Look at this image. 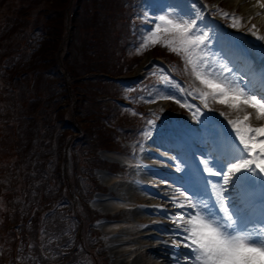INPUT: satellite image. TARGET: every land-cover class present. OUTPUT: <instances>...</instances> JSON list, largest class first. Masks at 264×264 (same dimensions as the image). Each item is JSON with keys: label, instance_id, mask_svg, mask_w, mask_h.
Listing matches in <instances>:
<instances>
[{"label": "rangeland", "instance_id": "374dc122", "mask_svg": "<svg viewBox=\"0 0 264 264\" xmlns=\"http://www.w3.org/2000/svg\"><path fill=\"white\" fill-rule=\"evenodd\" d=\"M69 1L70 0H43L42 2H40L38 0H33L35 4H38V6L34 7V12L30 13L32 15L30 17L29 10L31 5H23L22 0H0V4L4 3L3 9L5 4L7 2L9 3L8 8H6L5 10L0 8V15L1 14L5 15L4 17L5 21L4 23H2L5 29L3 31V34L0 36V38L2 39L3 37L8 36V34H10L13 31H20V26L24 24L25 21L24 19L26 18H31L30 24H33V22L36 23L40 20V24H41L40 26L42 27L45 35L46 33L58 32L59 28L61 29L60 22L62 20L65 22L66 31L68 32V35H70L71 38L79 37L82 33L84 34L85 32H91V33H87L88 36L85 37V42L93 43L90 36L92 32L95 34L96 40L98 41L96 47H94V45L85 44V42L82 44H78L79 48L81 49V53L79 52L78 54V58L80 59L79 61L81 63L86 61L85 54H87L90 57L96 56L92 58L93 60L89 61L87 65H92V64L99 65L101 63L103 64L104 62H107L109 65H112L113 67L120 66V68L121 67L129 68L136 65L135 62L139 60V57L141 56L138 57V55H135L129 49L127 50L126 48L127 46L122 45V43H118L116 39V36L120 34V32L123 30L121 22L116 19L113 20L114 22L113 25L116 26V30L114 29L116 31L115 35H110V31L106 32L104 25H101V27L97 26L99 24L97 23L98 16L96 15V11L97 8H101V7L103 8V5L101 4V0H75L72 4L68 6V8L65 11L61 12V10L64 8V5H66V3L68 4ZM249 1L252 2V0H243L239 4H235L236 2H233V0H208L209 6L215 7L216 10L225 9L227 12L235 13L238 17H241L240 25L237 27H232L231 26L232 21L230 19H227L222 15L220 16L217 15L218 18L221 17L224 19V22L228 26L225 29L220 28L216 20L210 21V19L207 17L203 9V5L200 3L199 0L190 2V5L183 4L182 3L183 0H161L160 2H158V0H151L149 2H146L145 6L148 7L147 9L150 12L152 13L154 12L155 16L165 14L168 12H173V13H179L185 19H190L194 16L195 13H199L200 18L196 20V23L198 28L201 30V33L206 35V39H205L206 47L204 46L202 47H204V50L207 53L210 69L215 73L222 74L223 76L233 80V76L229 74L230 73L229 71L232 69L231 66L232 63L229 58L225 57L224 53H221L222 52L221 49L223 48V42L225 43L227 42L231 46L236 47L238 51L245 49L251 52V55L249 56L251 58V64L252 65L255 64L256 68H260L262 70L264 68V51H263L264 48H262L263 50L254 49L250 44H248V37H244L240 34H234L232 32L237 30L231 29V28H238L241 31L247 33L248 35L249 34L252 35L253 36L252 39L261 42L262 45L264 46V40L257 39V36L253 35L252 32L249 31V29H251V26L255 24L259 30L258 34L264 35V20L260 22L258 20L261 14H259L258 12L254 14L245 12L244 14L243 12L242 5H244V3L246 4ZM104 2H105V6L108 7L107 1L105 0ZM108 2L110 3V5H112L111 8L114 7L113 5H115V3L113 4L110 0H108ZM117 2L119 3V5L121 4V0H117ZM13 5H14L13 10H10V7ZM193 5H195V7H193ZM143 11L146 12L145 10ZM5 13H8V15H6ZM61 15H62V19H61ZM66 20L68 21V28H67ZM116 24H119L121 27L119 28V26ZM47 26H50L51 28L46 29ZM32 36L34 37V39H36V41L40 42L38 39V34H32ZM28 43L29 40L25 36L22 37L20 35L16 37L14 45L17 47L21 45L20 54L23 55V54H27L24 48L29 49ZM1 44H3V42L0 40V46ZM9 46L10 48L7 49L6 52L4 53L6 55H8L13 50L12 44H10ZM67 48L68 46L66 45L65 50H67ZM156 53L161 54L160 51H156ZM148 58L150 57H147V59ZM19 59H14L13 63L14 62L18 63ZM107 63H104V66H107ZM34 67H35V63L33 64V68ZM235 68L237 69V67ZM6 69L7 68H5V70ZM11 70L12 72L15 71L17 72L18 66H15ZM131 71L132 70H129L128 73H130ZM57 72L58 71L56 70L53 73H57ZM146 74L147 73H145L144 70L141 75L145 77ZM236 74L240 76L238 72H236ZM34 77H36L35 79L36 82L33 87L34 90L32 92V98L30 99H29L30 95L28 94L25 87L19 86L20 89L18 91L16 81H14V83H11L14 91H16L15 88H17V95L15 96L17 100L21 102L24 100L25 97H27V99H25L24 102L23 111L18 110L22 114V116H19L18 118H21L24 121H27L28 123H32L31 121L34 120L36 121V117H37L38 118L37 120L39 122L38 125H40L43 122L48 123L52 120L62 118L65 122H68L70 124H75V126H77L79 129H82L85 133H87L86 136H90V134L96 131L98 134L93 136L94 140L97 141L96 144L99 146V148L105 147V149L100 150L98 153L99 154L98 158L102 160V162L99 165H97V166H104L105 168H101L97 170L94 169L95 173L93 175H90L91 177H88V179L92 182V184H98L101 188L107 187V192L96 193L92 201H90V204L84 198L78 200L80 204H79V208H77L78 210L77 213L80 216V220H82L83 225L79 221L76 226L77 228L74 225L72 226L73 228L70 233L63 234V237L65 239L66 237H69L70 240L68 241L69 243L61 247V249L66 251H71V250L72 251L71 253L69 252L70 253L69 256L67 254L66 256L61 254L62 258L59 259L58 262L62 261L61 263L63 262L69 263L73 258V255H75L76 253H78L77 257H79V260H82L83 255L81 253L83 252L84 247L87 248L86 247L87 244L88 247H91L90 252L88 253L87 256L88 260L90 261V264H127L125 263L127 257L128 258L132 257V259L136 257L135 259L137 264H141V263L149 264V262L153 263L154 260L150 259L151 258L150 253L149 254L144 253L142 255L138 254L142 252L141 248H139L132 254L129 252L125 256L124 255L119 256V254L116 253V251L119 248H116L115 246L113 248V245L115 244L112 240L113 233L116 232V230L112 231L111 229H107L106 227L109 225V223L118 222L117 225L123 227L126 224L131 225L133 223H148L150 222V219L143 214L141 217H139L140 219H138V217L133 216V211L131 207L129 208V207L120 206L118 208H115L108 206L106 204L107 201L103 200L105 196L104 194H111L112 196L118 197L122 200L123 199L132 200L134 206L150 205V202H147L145 200V196H143V193H141L144 192L145 193L144 195H148L149 192L143 191L142 188H140L142 191L136 190L135 188L137 187V185L134 183L141 181L138 177L141 175L143 171L148 170L145 166H143L145 162L140 158V156L142 157V153L145 152L143 149L147 146L149 148H153L154 147L153 145H155L154 141L162 137L165 131L170 130L169 127L178 126L182 124L188 125L190 129L193 128L196 131L200 130L201 137L205 139L209 134V132H207L208 131L207 127L209 125L219 126L221 129L225 130L224 128L226 126H231L228 123V121L232 120L233 118L230 119V117L232 116L236 117V115L233 114H237V113L235 111L233 112V110L229 109L225 105L216 103L211 99H209L208 101V107L205 108L199 99H194L193 96L187 95L188 91H192L193 88H199L198 85L200 84L199 81L196 80L192 75L191 67L188 66L186 70V66L184 63L181 76L175 80L173 78H168V79L174 81L175 83H178L181 87H184L187 90L183 95L177 93L176 98L180 99L181 103L187 100L189 104H193L195 107H198L200 111L198 113H195V107L192 110H189L187 107H181L180 104L175 103L173 100L159 99L157 100L156 103H148V105L145 107L147 109V116L151 114H156L160 111H165L166 109H168L170 105H173L175 112L176 113L181 112L182 117L178 120L174 118H168L161 123H158L154 119L149 118V120L144 125L142 138L139 140H135L132 142L128 141L127 143H125L127 153L129 155L128 156L125 155L126 158H124V155L121 154L119 155L115 151H107L106 148L110 147V145L109 144L107 145L105 141L103 142V139L110 138V140H112L114 135L118 136L119 130L117 129L116 126L121 124L126 125L128 123H131L132 119L124 114H120L118 110L116 109L114 110L112 101L108 99V94H110V90L108 89V86L110 87V84L112 83H109V80L106 81L104 75H89L90 81H83L78 83H74V80H72L71 78H66L65 83H61L63 85L59 84L58 77H52V76L49 77L48 83H43L41 74H35L33 75V78ZM21 80L25 83L27 82V79L20 78L18 80V85L21 82ZM233 81L236 82L235 80ZM87 86H89L88 87L89 93H86L85 91ZM167 87L168 85L165 83V76H160L159 80L152 84L150 91H148L147 94L143 96V99L146 98L147 100L152 97L165 94L164 89H166ZM90 88H93V90L91 91ZM44 90L48 91V94H45ZM80 90L82 93L77 95L76 94L77 91ZM29 105H31V107L35 106L36 108H31ZM36 109H39V111H37L36 117L31 116L27 118L26 116L25 117L23 116V113L25 114L27 112L33 113L35 112ZM99 109L102 110L101 114H99ZM66 118H68L69 121H67ZM82 130L80 131L78 129H74L70 125H67L65 129V134L68 133L70 136L72 135L75 138L78 135L83 134ZM116 142L117 141L115 138L114 144H116ZM114 144H112V146ZM198 146L201 148H205V146H203L202 143H198ZM80 153H81L80 148L76 146L75 157L77 161L80 160L79 159ZM201 154L205 158V151ZM51 158L53 162H55L57 160V155L53 154ZM114 163H120L121 169L117 173L112 174V171H110L108 167H111V165ZM178 164H179L178 166H182L181 164L183 163L179 160ZM68 166L69 167L67 171H69L70 173L69 178L72 180L83 181L78 179L79 176L75 164H74V169L71 170V167L73 168L72 161L69 162ZM167 171L170 172L169 169ZM147 173L150 172L143 173L142 176L148 179L153 178L151 174H147ZM82 174L89 175L88 172H84L83 170H82ZM183 175L186 176V172H184ZM44 179H46L45 176ZM1 185H3L2 182ZM4 185L8 186L6 182ZM90 186L91 185L87 184L86 188L89 189ZM71 206H73V202L72 205L69 202V204L65 203L62 206H60L57 210L58 216L60 214H65V212H61V210H63L64 208L70 209ZM46 207L47 205L43 203L41 205V208L38 210L39 213L41 214V212ZM141 211H145V210L141 209ZM100 216L101 219L97 221L98 230H96L92 228V226L89 224L93 218L94 219L99 218ZM6 224H7L6 219H2L0 217L1 239L3 237L8 236L4 232L6 230L5 229ZM82 226H84L83 229H86L85 230L86 232H84L85 237L82 238V241L76 243L78 237V236L76 237V235L80 234V232L82 231L81 230ZM148 229L149 228H145V232L142 231L140 234L134 231V233L131 236L136 237L138 234H139L138 236L142 235V233L145 234L149 231ZM92 234L100 236L101 239L99 240L100 241L99 244L96 241L93 242L90 241L89 237ZM45 236L46 235L43 234V238ZM127 237L128 236H125L123 238H127ZM142 243L143 245L146 244L148 248H153L152 247L154 244L153 241L152 242L147 241V239L134 245H142ZM3 244L5 245L7 243L3 241ZM97 244L103 245L102 250L97 248L98 247ZM77 248L79 249L77 250ZM55 259H57V257L52 258V261ZM132 259H130V261Z\"/></svg>", "mask_w": 264, "mask_h": 264}, {"label": "trees", "instance_id": "16d2710c", "mask_svg": "<svg viewBox=\"0 0 264 264\" xmlns=\"http://www.w3.org/2000/svg\"><path fill=\"white\" fill-rule=\"evenodd\" d=\"M38 1L42 2L43 0ZM74 1L75 0H70L68 4L66 3L64 8L62 7L63 9L61 12L65 11ZM104 1L105 0H101L103 8H97L96 11V15L98 16L97 23L99 24L97 26L101 27V25H104L106 32L110 31V35H115L116 26L113 25V20L116 19L120 21L122 5H119L117 0H110L113 4L115 3V5H113L114 7L111 8L112 5H110L108 0H106L108 7L105 6ZM3 4L4 3L0 4V8L2 9ZM22 4L31 5L29 14L33 13L34 7L38 6L33 0H22ZM8 6L9 3L7 2L3 10L8 8ZM13 7L14 5L10 7V10H13ZM5 14L8 15V13ZM31 16L30 14V17ZM4 17L5 15H0V36L5 29L2 24L5 21ZM24 20V24L20 26V31H13L8 34V36L2 39L0 38L3 42L0 46V181H6L8 184V186L0 185V203L3 204L1 206V208H3L4 204L6 205L7 202L10 205L9 212H13L17 216L19 215L18 220L11 226L12 230L10 236L14 238L17 233L21 235L20 240L23 259L28 255L29 257H35L34 264H44V262L45 264H65L64 262L61 263L62 261L58 262V260L62 258L61 254L66 256L64 250L61 249V247L68 242L67 237L65 239L63 234L69 233V231L71 232L73 223H70V225H68V222L63 224L64 220L61 222L60 216L56 218H53V216L45 218V216H43V219H45L44 222L42 220L43 214L39 215L40 213L38 210L43 203L47 205V207L44 208V212H46L51 211V207L55 205L59 206L60 201L67 199L76 201L77 199L84 198L86 201H89L91 195L89 190L94 184H92L88 177L94 174V169L102 162V160L98 158V153L100 150L105 149V147L99 148L96 144L97 141L94 140L93 137L98 134L96 131L90 134V136H86L87 133L81 129L83 134L75 138L68 133L65 134L66 122L62 118L52 120L48 123L43 122L38 125L39 122L36 116L39 109H36L33 113L27 112V115L23 113V116L27 118L31 116L36 117L37 122L34 120L31 121L32 123H28L18 118L22 116L18 110L23 111L24 102L27 97L21 102L17 100L15 98L17 95V88L19 91V86L25 87L30 95V99L32 98L33 87L36 82V77L33 78L35 74H41L43 83H48V78L51 76L58 77L59 84L63 85L61 83H65L66 78H71L74 80V83H78L90 81L89 75H100V73L110 75L121 74L131 70L133 67H113L107 62H104L107 63V66H104V63L99 65H87L89 61L93 60L92 58L96 57H90L87 54H85L86 61L81 63L78 58L79 52L81 53L78 44L84 43L85 37L88 36L87 33L91 32H85L79 37L71 38L66 31L65 22L61 20V29L59 28L58 32L46 33L45 35L40 26V20L36 23L33 22V24H30L31 18H26ZM66 23L68 28L67 20ZM116 25L120 26L119 24ZM49 28L51 27H46V29ZM32 34H38L40 42L36 41ZM20 35L22 37L25 36L29 40V49L24 48L27 54H20L21 45L18 47L14 45L16 37ZM90 38L93 43L85 42V44L94 45V47H96L98 41L93 32ZM10 44H12L13 50L6 55L4 53L10 48ZM66 45L68 46L67 50H65ZM13 58H20L19 62L13 63ZM34 63L35 67L33 68ZM15 66H18V70L17 72H12L11 69ZM5 68L7 69L5 70ZM56 70L58 72L53 73ZM20 78L27 79V82L25 83L21 80L18 85V80ZM105 80L107 81L106 78ZM14 81L17 83V88H15L16 91L13 90L11 85ZM88 87L89 86L85 89L86 93H89ZM108 89L110 93H112L115 87L114 85H110ZM90 90L92 91L93 88H90ZM44 93L48 94V91L44 90ZM81 93L80 90L77 91L76 94L79 95ZM29 106L31 107V105ZM31 108L36 107L34 106ZM101 113L102 110L99 109V114ZM104 141L107 145H110V147L106 149H111L112 144L115 142V135L112 140H110V138H104L103 142ZM76 146L81 150L79 161H77L75 157ZM68 147H71L70 149L72 152V169H74L75 164L79 176L78 179L83 181L70 179L69 171L65 170L66 149ZM53 154L57 155V160L55 162H53L51 158ZM82 170L88 172L89 175L82 174ZM44 176L46 179H44ZM87 184L91 185L89 189L86 188ZM6 193L7 197L5 195ZM75 224H77L76 221ZM41 225L44 226V228H39V226L42 227ZM44 229L49 230V232L47 231V236L38 239V234ZM85 230L86 229H82L80 234L76 235L79 241H82V238L85 237ZM61 238H63L62 241H64L61 244L53 242ZM89 239L91 242L96 241L98 244L100 243V236L92 234ZM98 244L97 248L102 250L103 245ZM86 247V254L83 260L88 263L90 261L87 256L91 247H88L87 244ZM48 249L49 252L46 253L47 251L45 252V250ZM37 250L39 251V255ZM71 251L69 252L71 253ZM11 252H14V245ZM70 253H67V255L69 256ZM52 256L57 257V259L51 261ZM76 256L77 253L73 255V257ZM48 257L51 262L48 260ZM72 261L77 263L79 260L72 259Z\"/></svg>", "mask_w": 264, "mask_h": 264}, {"label": "snow or ice", "instance_id": "6c2138e0", "mask_svg": "<svg viewBox=\"0 0 264 264\" xmlns=\"http://www.w3.org/2000/svg\"><path fill=\"white\" fill-rule=\"evenodd\" d=\"M259 7L264 9V3H260ZM218 12L232 21V27L240 25L241 17L235 13ZM198 18L199 13L190 19L173 12L156 16L153 27L144 34L136 51L140 53L159 45L180 55L186 70L190 66L192 75L202 86L193 88L187 95L199 99L205 108L211 99L236 112L253 109L255 120L264 121V82L259 88L247 84L241 86L212 71L204 50L206 35L197 26ZM249 31L257 39L264 40V35L258 34L255 24ZM165 83L168 85L164 89L165 94L144 102L156 103L163 99L173 100L189 110L195 107L187 100L181 103L176 98L177 93L185 94L187 90L184 87L167 77ZM199 111L195 107V113ZM252 117V112H245L242 119L238 116L229 120L234 135L227 149L213 153L211 160L204 159L202 169L201 162H197L198 171L219 178L215 181L205 178V185L211 186L207 200L202 199L199 193L188 195L187 190L179 193L183 199L177 201L172 198L175 206L184 210L174 217V223L179 225L174 236H181L182 233V238L173 239L172 244L190 250L186 259L191 264H264V201L261 202L259 217L254 219L251 214L253 205L232 195L234 191L238 193L242 187L252 186L257 181L264 185V124L253 126L250 123Z\"/></svg>", "mask_w": 264, "mask_h": 264}, {"label": "bare ground", "instance_id": "6f19581e", "mask_svg": "<svg viewBox=\"0 0 264 264\" xmlns=\"http://www.w3.org/2000/svg\"><path fill=\"white\" fill-rule=\"evenodd\" d=\"M242 1L243 0H233V2H236L235 4H239ZM260 3H264V0H254L252 2L249 1L246 4L244 3V5H242L244 14H245V12H249L251 14H254L256 12H261V16L258 20H259V22L263 21L264 20V9L259 7ZM224 47H225V53H227L230 56H233L235 59H238V61L241 60V63H245V59H242V57L238 56V54L234 55V53H232V49H231L230 44L225 43ZM199 87H202V86L199 85ZM248 110H251V112L253 113V117H252L250 123H252L253 126H260L264 121L255 120L253 109L245 108L244 111H242V112H236L235 111L237 113L235 118H237L238 116L239 117L242 116V114ZM238 114H240V115H238ZM179 129L181 130L183 128L179 127ZM183 138L186 139V141H188V138L184 134H183ZM143 156L145 158H148L149 160H147V162H150L151 164H153V166L154 165L167 166L166 165L167 162L176 160L175 158H172V157L166 155L162 151L150 150V151L144 152ZM147 174H151V173H147ZM217 179H219V178L217 177L213 181H215ZM153 183H157V184L154 185ZM151 184H153V185H151ZM136 185H137V187L135 189L138 191H142V190L147 191V192H149V194L153 191H159V192L164 191V193L162 192L163 194H161V192H160V195L161 196L165 195V197L163 196V198H165V199H162V201H159V204L154 203V204H152L153 206H147V207L141 206V207L132 209L133 216L138 217V219H140L139 217H141L142 214L145 213V211H146V213H150L152 215L170 214L169 208H166L164 204L171 200V205H173V202H172L173 197H175L177 199V201L183 199L179 195L180 192H185L187 190L188 195H192L194 193H199L201 197L204 195V191L202 188L197 189V188L193 187L190 183H184V182L180 183V182L172 181L171 183H167L164 180H162V181L156 180V181H149V182L148 181L139 182ZM140 188H142V190ZM104 195L105 196H104L103 200L107 201L106 204L110 207L118 208V207L123 206V205L131 204L130 201H124V200L118 199V198L113 197V196L108 195V194H104ZM169 195L171 198L166 197ZM232 195L236 198V192L235 191L232 193ZM147 200H151V197H147ZM134 207L135 206H133V208ZM141 209H144L145 211H141ZM179 210L184 211V210H182V209H180L174 205L172 207L171 213H174V212L179 211ZM172 217H174V216H172ZM164 222H166V221H164ZM146 227H152L155 230H153L151 233H148V234L142 233V235L138 236ZM250 227H254V226L250 225ZM106 228L111 229L112 231L116 230V232L113 233L112 240L115 244V245H113V248H114V246L116 248H119L116 251V253H118L119 256H123V255L125 256L129 252L132 254L133 252H135L136 250L141 248L142 252L138 253L139 255H142V254L148 253V252L152 253V254H150L151 255L150 259L154 260V262L153 263L149 262V264H191V261L188 259L182 262V261H179L175 258L176 255L180 254L178 251L181 250V247L173 246L172 241H173V239H177V240L181 239L183 234L181 233V236H174V233L176 232V230H172L171 228L166 226L162 221H156V222L150 221L149 223H146L145 226L143 224H137V223H134L131 225L126 224L123 227H120L119 225L112 223V224H109ZM150 230H152V229H150ZM134 231L139 233L136 237L131 236L134 233ZM125 236H128V237L123 238ZM153 236H157V237L159 236L160 237L159 245L155 248V250H160L161 249L160 246H162V244L163 245L167 244L170 248L173 249L172 250L173 254L169 253L170 250H167V251L163 250L161 252L162 254L158 255L159 254L158 252L156 253V251H154L152 249L145 248L146 245H143V244L142 245H134V244L140 243L141 241H144L145 239H147V241H150V237H153ZM165 238H168V239H165ZM186 253H188V251ZM189 254H190V251H189ZM135 258L132 259V257H130V258L127 257L125 263L137 264ZM141 258H143V257H141ZM130 259H132V260L130 261ZM141 264H143V263H141Z\"/></svg>", "mask_w": 264, "mask_h": 264}]
</instances>
